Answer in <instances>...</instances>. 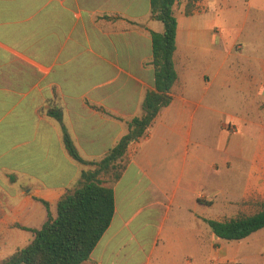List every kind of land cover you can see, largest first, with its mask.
Returning <instances> with one entry per match:
<instances>
[{
	"label": "crops",
	"instance_id": "crops-1",
	"mask_svg": "<svg viewBox=\"0 0 264 264\" xmlns=\"http://www.w3.org/2000/svg\"><path fill=\"white\" fill-rule=\"evenodd\" d=\"M239 4L244 25L264 18V0H178L172 102L146 137L129 146V163L112 184L114 218L82 264H236L224 255L227 241L203 220L220 221L206 202L236 203L234 158L246 156L239 143L225 148L221 137L218 149L206 146L210 119L222 115L220 136L228 134L227 123L264 122V57L252 71L240 68L234 51L240 32L230 38L218 32L217 17ZM142 5L0 0V250L28 245L34 235L25 229L39 230L47 220L41 201L53 215L62 196L79 188L82 173L96 169L69 155L63 129L79 156L97 163L143 114L145 95L155 89L151 33L164 26L152 18L150 0L145 13ZM224 93L241 95L245 109L228 121L221 104H212ZM54 108L61 121L48 115ZM246 133L264 137L252 127ZM258 149L247 168L250 180ZM222 174L234 180L224 184Z\"/></svg>",
	"mask_w": 264,
	"mask_h": 264
},
{
	"label": "trees",
	"instance_id": "trees-1",
	"mask_svg": "<svg viewBox=\"0 0 264 264\" xmlns=\"http://www.w3.org/2000/svg\"><path fill=\"white\" fill-rule=\"evenodd\" d=\"M177 2L150 0L151 16L163 24L164 31L151 33L155 89L145 95L143 114L129 122L128 133L97 163L84 161L66 129H63L64 145L69 155L79 163L95 165L96 169L82 173L79 188L62 196L55 216H52L49 204L41 201L47 208L46 222L39 230L25 229L34 235L33 240L25 247L17 248L0 264H82L90 258L114 218L115 194L112 184L120 180L129 163V146L146 137L160 111L172 102V89L178 81L174 62L178 30L175 15ZM48 115L62 120L60 108L48 110ZM101 176L107 178L106 182L111 186L105 185ZM203 221L218 239L242 241L264 229V203L252 215L224 221Z\"/></svg>",
	"mask_w": 264,
	"mask_h": 264
},
{
	"label": "rangeland",
	"instance_id": "rangeland-1",
	"mask_svg": "<svg viewBox=\"0 0 264 264\" xmlns=\"http://www.w3.org/2000/svg\"><path fill=\"white\" fill-rule=\"evenodd\" d=\"M147 8V0H143V13L146 12ZM252 15L249 18L250 21H254L255 19ZM244 19L245 11L242 4H239L234 10H225L217 17L218 26L221 27L218 32H221L224 37L229 38L237 37L240 32V36L238 37L239 41L235 44L234 51L240 57V68L252 71L258 68L257 65L262 63L261 59L264 57V18H257L259 21L257 26H252L250 23L244 25ZM207 20L209 21L210 19ZM239 45H241V48L238 49ZM217 97L218 95L216 99H213L212 104L218 107L221 104V112L223 113V119L225 121H228L230 116H237L245 110L242 107L241 95L236 96L235 94L224 93L221 95V100ZM221 118L222 115L219 114L216 118L210 119L207 128L206 146H208V148L218 149L219 145L216 143L218 138L221 137L225 148L230 144L239 143L240 148L245 149V155L249 156V158H246V156L234 158V162L237 165L236 169L238 170L237 179L235 181L239 189V197L236 203L225 205L206 202V205L216 213L215 217L220 221H224L230 218L252 215L256 213L260 209V205L264 203V137L260 138V140L257 138L252 140L246 133V130L252 127L256 135L259 133L262 135L264 131V122L253 121L252 123L244 125L234 123L238 129V133L232 135L230 133L227 134L223 130L224 133L222 137V135L220 136L219 134L220 129L218 127ZM257 145L259 149L256 150V156L254 157V177L250 180V173H247V168L250 171V158L254 146L256 147ZM246 159L248 162H246ZM221 177V181L226 184L225 182L228 183L232 181V179L234 180L233 177H235V175L222 174ZM218 181H220V179H215L216 183H218ZM247 186H249V188L252 186L253 189L248 195L243 197L242 193ZM55 215L56 211L52 216ZM148 230L149 232H155V230L152 229ZM27 236H29V234H27L26 237ZM1 239L2 236H0V241ZM223 247L224 255H227L228 258L233 260L236 264H264V229L242 241L224 242ZM12 253L13 250L9 247L0 250V261L10 256Z\"/></svg>",
	"mask_w": 264,
	"mask_h": 264
},
{
	"label": "built area",
	"instance_id": "built-area-1",
	"mask_svg": "<svg viewBox=\"0 0 264 264\" xmlns=\"http://www.w3.org/2000/svg\"><path fill=\"white\" fill-rule=\"evenodd\" d=\"M225 129L232 135H236L238 133L237 127L232 123L225 124Z\"/></svg>",
	"mask_w": 264,
	"mask_h": 264
}]
</instances>
